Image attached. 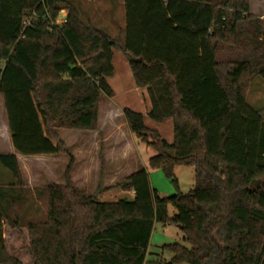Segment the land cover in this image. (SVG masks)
<instances>
[{
    "label": "trees",
    "instance_id": "trees-1",
    "mask_svg": "<svg viewBox=\"0 0 264 264\" xmlns=\"http://www.w3.org/2000/svg\"><path fill=\"white\" fill-rule=\"evenodd\" d=\"M251 0H124V38L85 22L74 0H0V93L11 140L22 155L68 154L64 184L43 191L46 215L26 221L29 188L15 154H0V264H22L4 227H26L33 264H264V119L247 99L264 80V19ZM66 10V21L57 22ZM32 13L37 21L24 26ZM146 88L155 121L173 119L167 142L130 107L132 133L156 150L149 164L179 188L175 168L193 166L189 193L160 197L145 168L119 183L133 199L101 201L75 187L73 156L60 129L95 130L114 51ZM42 192H39V196ZM172 204L177 212L168 214ZM157 222L184 241L165 246L171 261L147 260Z\"/></svg>",
    "mask_w": 264,
    "mask_h": 264
},
{
    "label": "rangeland",
    "instance_id": "rangeland-1",
    "mask_svg": "<svg viewBox=\"0 0 264 264\" xmlns=\"http://www.w3.org/2000/svg\"><path fill=\"white\" fill-rule=\"evenodd\" d=\"M101 1H104V4L101 5ZM252 1V13L264 19V0ZM105 2H108V5ZM75 3L80 8L85 22L93 23L111 37L115 38L120 31L125 30L126 13L122 0H93L92 2L77 0ZM112 89L113 98L105 92L101 93L99 107L101 119L95 131L79 129L58 131L60 138L73 156L70 177L75 187L85 189L88 195L97 194V197L105 202L120 199L131 200L133 191L123 189L119 183L138 169L145 168L149 173L152 188L158 192L160 197L175 195L179 190L182 193H189L195 185L194 167L179 165L175 168V176L179 184L177 188L162 169L150 166L149 160L157 153L156 150L131 132L123 115L117 112L114 114L109 110L113 103L119 110L126 106V108L130 107L143 113L147 127L158 131L169 143L174 141L173 119L155 121L149 116L151 104L146 88H139L125 81L121 85L114 83ZM247 99L253 108L262 111L264 119V80L261 77L253 79ZM108 146L110 150H107ZM77 155L78 158L90 155L92 158L88 161L89 165L84 168L80 162L77 165ZM29 156L22 157L20 166L24 183L30 190L29 200H35L32 206L30 203L26 204L21 210L25 214L26 221L39 219L46 215L47 200L43 190L51 184H64L70 163L68 154ZM10 179V172L1 167L0 181L6 182ZM39 192H42L41 196ZM168 208L169 216L177 212L172 204H169ZM4 235L9 254L22 264H33L29 250L28 229L26 227L17 229L6 222ZM172 243H180L189 247L178 225L174 223L165 225L157 222L151 236L147 260L160 259L164 263L171 261L173 253L165 246ZM173 264L189 263L181 261Z\"/></svg>",
    "mask_w": 264,
    "mask_h": 264
},
{
    "label": "crops",
    "instance_id": "crops-1",
    "mask_svg": "<svg viewBox=\"0 0 264 264\" xmlns=\"http://www.w3.org/2000/svg\"><path fill=\"white\" fill-rule=\"evenodd\" d=\"M76 1L77 0H74V2H76ZM84 1L92 2L93 0H84ZM98 2L100 3V1H98ZM123 2H124V0H122V3ZM105 3H107V5H108V2H105ZM102 4H104V1H101V5ZM123 5H124V3H123ZM252 5H253V1L251 2V6ZM66 14H67V12L65 10H62V12L60 13V16H66ZM115 38H124V31L123 30L120 31L119 35ZM128 62L129 61H128L127 57L125 56V54L122 51H120V50L114 51L113 63H114L115 71H114V74L112 75V77L108 78V82H109L111 87L114 83L121 85L125 81H127L128 84L136 86L134 78H133V73H132V70L130 68V64ZM124 107H126V106H124ZM123 108H121L122 110H119L113 103H111L109 111L114 113V114L117 112V113L123 115V111H124ZM100 119H101V114L99 112V121H100ZM85 131H95V130H85ZM109 147L110 146L107 147V150L109 149ZM0 154H15V156L18 157V161H19L20 166H21L22 157H26V158L30 157L28 155H22L19 151L16 150V148L14 147V145L12 143L11 132H10L8 116H7V110L5 107L4 97L1 93H0ZM78 157L79 156L77 155L76 156L77 165H79V162H80L81 165H83V168L87 167L89 165L90 162H88V161H90V159L92 158L90 155L83 156L80 158H78ZM137 159H138V157H137ZM133 196H134V192H133Z\"/></svg>",
    "mask_w": 264,
    "mask_h": 264
},
{
    "label": "built area",
    "instance_id": "built-area-1",
    "mask_svg": "<svg viewBox=\"0 0 264 264\" xmlns=\"http://www.w3.org/2000/svg\"><path fill=\"white\" fill-rule=\"evenodd\" d=\"M37 21V15L34 13H32V15L28 18H26L24 21H23V24L24 26H32L36 23ZM66 21V16H60L58 17L57 19V22H65Z\"/></svg>",
    "mask_w": 264,
    "mask_h": 264
},
{
    "label": "water",
    "instance_id": "water-1",
    "mask_svg": "<svg viewBox=\"0 0 264 264\" xmlns=\"http://www.w3.org/2000/svg\"><path fill=\"white\" fill-rule=\"evenodd\" d=\"M181 228V227H180Z\"/></svg>",
    "mask_w": 264,
    "mask_h": 264
}]
</instances>
